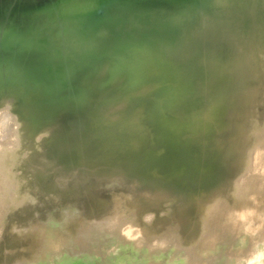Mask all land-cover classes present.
I'll return each mask as SVG.
<instances>
[{
  "label": "rangeland",
  "instance_id": "1",
  "mask_svg": "<svg viewBox=\"0 0 264 264\" xmlns=\"http://www.w3.org/2000/svg\"><path fill=\"white\" fill-rule=\"evenodd\" d=\"M142 1L140 3L144 6L140 4L141 7L140 5L133 7L134 11L125 12L123 9H128L129 6L124 5V7H122L123 5L119 4L117 0H111V2L105 0L103 3H99L97 0H0V16L3 18H0V32L1 30H5L6 32L7 30L8 32L10 30H23V33L21 32L22 40L10 41L7 44H1L2 42H0V112L2 111L1 113H3L4 110L3 114L0 113V139L2 138V140H0V264H264V194L258 193L250 187V189L246 188L248 192L244 198L235 203L239 209L238 222L241 224V227L240 232L231 235L232 240H227V238L225 241L221 240L218 242L214 239L205 241L203 235L207 233L204 232L202 236H197L198 238L193 237L195 238L192 239L194 242L193 244L192 241L190 242V233L197 227V220L205 213V206L211 192L217 190L220 180L226 171L225 165L222 163L223 146L220 141L216 142L211 147L212 152L208 155L210 156L208 158H211V161H208L209 164H214L212 170H203L202 172L201 169H199L198 165H206L208 163L207 161L194 162V166L198 164L196 167L201 180L205 178V176L207 180H213L207 181L205 178V180L203 179L204 181H202H207L206 184L201 182L193 190H189L185 185L187 182H190L188 180L192 174H189L190 171L185 162L183 163V161L180 160L181 163H179V160H173L172 166L168 169H165V167L153 168L164 181L163 185H160V187L156 185L152 195H150L151 192L147 190L149 186H147V188L146 186L144 187L146 192L144 191L145 193L143 192L141 194L144 197L140 195L144 199L139 201L141 204L136 207V217L130 218L128 214H126L128 219L123 218L121 221L122 223L116 224L118 225L119 231L107 229L105 223L96 220L93 223L90 233L86 234L82 228L83 222H79V218L81 220L86 208L93 207L96 203H98L99 206L104 205V201L109 199L107 193L111 187V191L112 189L113 191L117 189L118 191L115 194H119L120 191L121 195L129 193L130 188L123 180L119 181V183L122 182L120 184L118 181L116 183L114 177H117V175L98 179L99 174L94 170H90L88 167L73 165L70 161L68 162L66 159L68 158V154L72 152L70 147L61 150L58 155L54 156L55 154L53 155V152L54 148H56L54 145H57L59 142L61 143L64 138L67 140H63L62 142L69 141L68 145H72V148L74 147L75 150L84 149L87 146L93 149H95L96 145H98L97 148L101 147L99 142L89 140L87 136L88 133L85 135L86 132L84 133L83 131L84 124L79 126L80 129L79 127L75 128L71 124L72 118L80 119L82 122L83 119L80 117H83V115L87 116V110L95 111L96 104L112 89L118 88L119 86H121L122 89L128 88L130 84L129 77H133V73H135L134 77L139 75V68L141 72H143V70L147 68L148 63L154 62V59L158 57L156 58L157 63H154L156 66L159 65L157 69L159 68L161 71L165 72L167 76L173 75L172 73L174 72H168L171 74L170 75L167 71L174 70V67H176L175 72L178 70L176 73L177 75L174 73L176 76H171L174 79H167V76L158 69L159 71L157 74L159 76L160 73L163 74V77L166 76L167 80L164 81L165 78H160L155 71H153L156 66L153 67L151 65H148L151 67L147 68V72H145V70L143 73L148 77L151 73L153 77H151V75L150 77L153 79L154 73L155 78L158 76L161 82L163 80L161 85L172 83V86L177 87L181 85L178 83L181 79V83L184 85L186 81L184 79H186L188 75L190 78V75L194 74L197 69L210 70V63L204 61L197 64L193 72L188 71L186 73L185 66L189 64L188 61L191 58V56L186 55V53H190L188 52L189 49L193 48L202 52L201 54L204 57L212 56L211 53H213L215 57L216 55H218V58L222 57L223 61H229L237 54H241L245 60V68L248 72L250 71L249 73L251 74L250 78H247L252 84L251 92L259 94L264 93V0H194L195 2L192 0V3L188 0L189 2H187V4L185 0H178L177 5V0H175V2L173 0L175 5L172 3V0H165L166 2L169 1V4L171 2V6H169L168 3L165 4L167 7L163 4L164 0ZM156 2H159V4ZM104 3H107L106 6H102ZM111 3H115V5ZM184 3L186 4L187 10L190 5H188V3H191L192 6L194 5L195 7H192L193 10L189 9V11H186ZM26 4L29 5L26 6ZM116 4H118L117 6L120 5L119 8L114 7ZM161 5L162 7H160ZM101 6L102 8L104 7L103 10H106L103 11L102 8L100 9ZM18 8L20 10L22 9L21 12ZM190 10L192 11L190 12ZM23 11L25 12L22 13ZM175 11L176 13H174ZM162 12L166 13L162 14ZM177 12L179 13L178 16ZM99 13L100 17L98 16V18L101 20L97 18L98 22L95 18V23L93 21L94 24L100 25L104 18L108 21L111 19L112 15H114V18L111 19L113 22L107 23L110 25L103 26V28L97 25H94L96 27L93 28L94 26H92L93 24L89 17L93 16L92 19L94 20V17H96L95 15ZM87 14L90 16L88 17ZM83 15L85 17L87 15V18L90 20L86 19ZM142 16L143 18H141ZM154 16L158 19L156 18V20H154ZM83 17L90 21L87 22V24L92 26L91 28H89L90 26L88 28L86 27L87 24L84 22L85 20ZM114 19L115 21L117 20L115 22L116 24L114 23ZM80 20L85 23L84 27V23L82 24ZM157 21L159 24H152L154 22L158 23ZM103 23L106 24V20L105 22L103 21ZM166 23H168V25ZM104 24H101V26ZM157 25H161V27ZM151 29H153V32ZM3 31L0 33V36L8 33H5V31L3 33ZM153 33H156V35ZM169 36L171 38H169ZM0 40H2L1 37ZM149 41L152 46L147 45V47L150 46V48H144L143 46L145 43ZM129 43L132 46L127 45ZM141 44L144 45L142 46ZM126 45L130 47H126ZM122 46L125 47L123 48ZM117 52L122 56V59ZM152 54L159 56L155 58H153L154 56L150 57ZM118 58L121 60L119 61ZM148 58L149 60L153 58V60H146ZM157 59L160 60L157 61ZM96 61L97 65H93ZM160 61L162 64H160ZM169 61L172 62L171 64L174 67H172ZM105 62L108 63L109 72L105 78L106 81L105 79L100 80V95L102 93V96L98 95L99 97L97 98L90 97V94L93 92V87L90 83H83V78L96 70L98 71ZM110 62L112 63L110 64ZM115 62L119 63L121 67L118 64V67H116V64H114ZM166 62L170 65H166ZM164 65L167 66L165 71L163 70L165 67ZM181 65L184 67H181ZM131 66H134L136 69L134 68V71H132L130 68ZM113 67L115 68V73L112 71ZM168 67L171 68L168 69ZM178 67L183 68L184 71L183 69H177ZM56 68L60 71H56ZM117 68H121V70L124 69L125 72L122 71L121 73V70H117L119 71L117 72ZM125 68L126 70L128 69V71H126ZM110 70L113 74H111ZM129 70H131L132 74ZM44 71L47 73L52 71L53 73L51 72V74L53 75L51 76L50 73L47 74ZM61 72L64 73L66 77L62 76L63 74H61ZM68 72L73 74L68 75ZM109 73L113 76L109 77ZM178 73H182L180 77L183 78H179ZM42 74H44V77H42ZM37 75H39L40 80ZM150 77L148 78L149 80H151ZM47 78L49 79L47 80ZM61 78H65V81H69V85L71 84L72 86H69L67 82V85L66 83L64 84ZM127 78L129 82H127ZM178 79L180 80L178 81ZM243 79V77H240L237 82ZM57 81H60L59 83L61 84L59 85ZM42 82L44 83L42 84ZM186 82H188V78ZM224 82L228 84L230 90L231 88L235 89L234 83L230 79H226ZM51 87H53L54 90L58 89V87L61 89L53 91ZM64 87L67 88L65 89ZM44 88L50 93L48 94V91L43 92V90H45ZM194 89V92L189 95L190 97L195 93L196 96L200 94L199 88ZM39 90H42L45 94L41 93ZM50 90H52L53 93H51L52 91ZM32 91L37 93V95H31ZM66 91L67 93H65ZM240 91H246L245 87L243 86ZM223 92L226 93L227 90L223 89ZM150 93L146 98L153 97ZM54 94H59L60 96ZM69 94L72 96L71 98ZM115 94L120 95V91L116 93H114V91L111 92L112 96ZM44 96L45 99L49 97L47 98V102ZM200 96L201 95H198L196 98L203 106L208 104L215 105L214 102H211L210 96H201L202 98ZM36 97L39 98L41 103ZM163 97L166 98V95ZM193 97L195 98V96ZM185 98L186 101H184V103H187L189 97L187 96ZM41 99L45 102H42ZM52 99L54 100L53 102ZM235 99L236 95L234 94L230 100L233 101ZM263 99L264 98H262L259 104L254 105L252 110L258 113H264ZM48 101H50L51 104ZM232 101L230 102L232 103ZM56 102L61 103L54 104ZM230 102L225 103L224 106L230 105ZM45 103H49L50 105H45ZM185 104L182 105L181 103L183 107ZM55 105H57V107ZM67 105H70L68 106L69 111H64L69 113L66 115L63 114L61 117H64V119L67 118L66 123H68V125L65 126L62 135L53 136L48 131L43 133L49 124L47 120L51 118L53 112L60 106L67 108ZM179 105L180 104L175 107L177 113L175 110H172V114L179 113L178 115L180 117L178 118H182L183 116L182 114L180 115V113L183 109H180L182 106ZM116 106L118 105L116 104ZM124 106L125 105H123L122 108ZM126 107L127 106H125L126 112L130 113L131 109ZM77 110H79V113ZM155 110L156 109H153L152 112ZM156 113L159 116L161 115L160 117L163 118V121L167 123L170 121L168 117L167 119L164 118L165 114L163 110L156 111L155 113L153 112L151 115L148 113V115L155 116L157 115ZM45 114L47 116H44ZM174 116L175 118L172 117V122L174 123L172 126H176L177 122L178 124L176 128L173 127L172 130L176 131V134L178 136L180 134V137L183 138L182 131L184 128V138H187V135H190L189 130H191V128L195 129V125L197 124L191 123V120H186L187 118H182L183 121L180 119V123L177 116ZM261 118L263 120L264 115H261V117L259 115H250L245 119L247 122L244 128L246 137L250 136L254 127H261ZM78 120L77 122L81 123ZM172 122L170 121L169 123ZM201 123H205L207 126L208 124L210 125L211 121L204 118ZM150 128L155 131V124H151ZM73 129L75 130L74 132ZM84 130L86 131V129ZM178 130L179 132L181 131L182 134L179 133ZM186 130L188 131L187 134ZM229 130L230 127L228 124H224L221 128L217 129L216 132L223 133ZM263 131L264 124L259 130L260 135L257 134L255 137H250L249 140L241 144L244 153L245 151H247V153H253H251L252 161L249 160L246 163H241L240 168L238 167V171L236 170L237 172L232 171L229 174L230 178L228 182L240 184L238 182L243 181V177L247 173L253 174L252 172H255V170L259 168L261 169L258 171L264 170V167L262 166V168L260 166V160L262 159L261 155H264V137L259 139L261 140L259 142V144H261L260 147L259 144H257L258 142L255 141L258 139V136L264 135ZM192 132L196 133V130ZM190 136L194 137L193 134ZM56 140H58V142ZM90 142H94L95 144H91ZM155 144L156 141L151 142L152 147H154ZM256 144L257 149L254 148ZM89 147L87 149L85 148L87 150V153L84 154L86 157L92 156V159H94L93 156L96 158L97 154H101L93 152L99 149L93 150L91 148L92 150L90 149L89 151ZM164 150L161 144L160 151L156 153L161 156L162 153L166 154V151L163 152ZM88 151L93 152V154L88 153ZM94 153L96 155H94ZM87 154L90 156H87ZM148 157L146 153L142 156V163L146 166L149 165V162H146ZM254 157L256 159H253ZM259 157L261 159H259ZM176 168H182V171L180 173L174 172ZM245 170L249 171L244 173ZM186 171H188V173ZM258 171H256V173H258ZM150 172L152 173L153 170L151 169L149 173ZM184 173H187V175L185 174V177L187 176L186 178H188L189 175L188 179L183 177ZM169 183L173 185V189H171V186L164 188V185L167 186ZM123 184L126 185V188ZM187 185H190V183ZM102 188H104L105 191L107 189V196L105 193L102 194V192L99 193L94 191H98V189ZM121 189H123V191ZM174 193H176V195H181L182 200H177L174 208L172 207L173 205L171 206V210L163 204L172 197ZM132 197L136 198L135 195ZM90 198L94 199L93 204H89L88 199ZM135 201L136 204H138V199H135ZM180 201H182L181 203H183V206H180ZM66 202H68L69 205H67ZM143 208H146L148 212L146 213ZM179 208H183V210L177 217V228H172L169 231V235L167 233L168 236H163L161 241L157 243H147L150 238H157L156 236L159 237L167 232L173 218H175L176 210ZM149 211L152 212L150 213ZM112 212L113 211L110 210V213ZM93 215L94 214L87 216V218H92ZM147 217L150 219H147ZM14 227L17 228L14 229ZM71 227L74 228V230L73 233L69 234L67 229L69 230ZM24 228H27V232H25ZM36 229H39L37 233L34 232ZM217 229L216 224H214L211 231L215 232ZM15 230L16 232H14ZM45 233L49 235V241H36ZM134 239L136 240L134 241ZM142 240H146V242ZM130 241H134L135 243L132 244ZM83 242L84 244L82 245ZM111 247L113 248L111 249Z\"/></svg>",
  "mask_w": 264,
  "mask_h": 264
},
{
  "label": "bare ground",
  "instance_id": "2",
  "mask_svg": "<svg viewBox=\"0 0 264 264\" xmlns=\"http://www.w3.org/2000/svg\"><path fill=\"white\" fill-rule=\"evenodd\" d=\"M104 1L105 0H97V2H99V3H103ZM109 1L111 2V0H109ZM117 1H118L119 4L123 5L122 7H124V5L131 7V8L128 7V9L124 8L123 10L125 12L126 11L127 12L134 11L133 10V7H136L137 5L142 4V3H140L142 0H117ZM189 1H191V3H192L194 0L193 1L192 0H189ZM189 1L188 0L186 1L185 0L186 4ZM174 2H175V0H174ZM197 2H199V1H197ZM115 3H117V2H115ZM115 3L114 4L111 3V4L115 5ZM146 3H147V1H146ZM156 3L159 4V2H156ZM166 3H168L169 6H171V2L169 4V1L166 2L164 0L163 1V4L165 5ZM172 3H173V0H172ZM191 3H188V5L190 4L188 10H187V8L185 6L186 4L184 3V8H186V11H189V9H192V7L193 8L195 7L194 5L192 6ZM106 4L104 3V4H102V6L103 5L106 6ZM173 4L175 5V3H173ZM177 4H178V0L176 2V5ZM193 4H195V3H193ZM28 5L26 4V6H28ZM117 5L118 4H116V6H114V7H118L119 8L120 5L119 6H117ZM162 5L160 7H162ZM181 5H182V3H181ZM197 5H198V3H197ZM200 5H202V4H200ZM102 6L100 7V9L102 8ZM142 6H144V5L142 4ZM148 6H149V4H148ZM165 6L167 7V5H165ZM140 7H141V5H140ZM145 7H146V5H145ZM103 8H102V10H103ZM142 9H143V7H142ZM146 9H148V8H146ZM154 9H155V7H154ZM181 9H182V7H181ZM19 10H17V11H19ZM21 10H20V12H21ZM105 10H103V11H105ZM192 10H190V12ZM95 11H97V10H95ZM155 11H152V12H155ZM24 12L25 11H23L22 13H24ZM99 12H101V11H99ZM166 12H162V14H164ZM178 12H177V16L179 14ZM28 13H29V11H28ZM145 13H146V11H145ZM174 13H176V11ZM15 14H17V13H15ZM25 14H27V13H25ZM87 15H86V17L84 15L83 16L86 19H88V20H90L89 18H91L90 21H92V24H93V25L92 24L91 25L92 26L97 25V24H94L95 23V18L97 19L98 16L100 17V13L98 15H95L96 17H94V20L92 19L93 16L91 17L90 15H88V17L89 16L90 17L87 18ZM159 15H161V14H159ZM7 16H8V14H7ZM102 16H101V18H102ZM113 16L114 15H112L111 19L114 18ZM143 16H145V15H143ZM143 16L141 18H143ZM155 16H154V18H155ZM163 16H165V15H163ZM84 17H83V19H84ZM146 17H148V16H146ZM166 17H168V16H166ZM0 18H1V16H0ZM156 18L154 20H156ZM1 19H3V18H1ZM86 19H84L85 20L84 22H86V24H87V22H90V21H88ZM98 19H100V18H98ZM98 19H97V21H98ZM111 19L108 20L109 21L108 22L107 19L104 18L103 21L105 22V20H106V24H104L103 21H102V23L101 22L100 23L101 24H104V25L101 26V24H100V25H97V26H99L101 28H103V26H106V25L109 26L110 24H107V23H110V22L112 23L113 21H111ZM93 21H94V23H93ZM116 21L114 19V23ZM80 22L82 24L84 23L81 20H80ZM98 22H96V23H98ZM159 22H160V19H159ZM159 22L158 23L154 22L152 24H159ZM162 22L165 23L164 21H162ZM81 23H79V24H81ZM125 23H126V20H125ZM0 24H1V22H0ZM166 24L168 25V23H166ZM87 25H86V27L88 28L90 25L89 24H87ZM161 25L160 26L157 25V26L158 27H161ZM84 26H85V23L83 24V27ZM92 26H90L89 28H91ZM111 26H113V25H111ZM132 26H133V24H132ZM95 27L96 26H94L93 28H95ZM16 29H18V28H16ZM20 30L19 31H12V30H10L9 32L7 30V32L9 34L4 30L5 33H7L8 35L5 34V35H7V36H5L3 34V36H0L2 38V40H0V42H2L1 44H3V43L4 44H7L10 41H19V40H22L21 39L22 38L21 34L23 33L22 32L23 30L22 31H20ZM152 30L153 29H151V31ZM2 31L3 30H1V32ZM4 31H3V33H4ZM94 32H95V30H94ZM168 32H169V30H168ZM130 33H132V32H130ZM153 34L156 35V33H153ZM149 36H151V35H149ZM253 36H254V34H253ZM135 37H136V35H135ZM169 38H171V37L169 36ZM147 40H148V37H147ZM171 42H173V41H171ZM147 43H145V45L143 44L144 46L142 44L141 45L144 48L147 47V45H151L152 46V44H150L151 43L150 41L147 42ZM127 45H130V43L127 44ZM127 45H126V47L132 46V45L127 46ZM122 47L124 48L125 46H122ZM149 48H150V46H148L146 49H149ZM189 48H190V46H189ZM125 49H127V48H125ZM121 50H122V48H121ZM190 50H192V51H190ZM119 52H117V54ZM188 52H190V53H188V54L186 53V55L187 56H191V58L188 61L189 64L187 66H185V68H186L185 72L186 73L188 71L189 72H193V69L197 66V64H199L201 62H204V61L210 63L209 65H210V70L211 71L209 69H205V70L204 69H197L196 72H194V74L190 75V78L188 77L189 75L187 76L188 82H186L187 81V78L184 79V80H186L185 81L186 84L184 83V85H183V83H181L182 82V79H181V81L178 82L181 85L180 86H177V87L176 86H172L171 85L172 83L171 84H167V85L166 84L165 85H161L162 82H163V80L161 82V80H159L160 78H165L164 81L167 80V79H171L172 80L174 78H172L171 76H176L177 75L176 73H177L178 70L175 72L176 67H174L171 64L172 62L169 61V63L172 65V67H174V70L173 69L171 71L168 70L167 73L168 72H170V73L174 72L176 75H174V73H172L173 75H171L170 73H168L171 76H167V74H165V72L161 71L158 68L163 74H165L167 76V79H166V76L163 77V74L162 73H160V76H159L157 74V72L159 71L157 69V66L159 67V65L156 66L155 63H154V62H156V58H158L156 56H159V55H156L155 56V55L152 54L150 57L154 56L153 58H155V57L156 58L154 59V62H149L148 65H151L153 67L156 66V68H154L153 71H155V73L160 78L158 76H156V78H155V74L151 71L153 73V75H154V79L151 78V77H153L151 75V73H150L151 77L148 74L149 77L151 78V80L148 79L149 77L146 76L145 73H143L147 68H150L151 67V66H148V65H147V68L145 70H143V72H141V69L139 68V70H140L139 73L140 74L137 75V76H135V77H134L135 73L132 74L131 73V70H129L130 73L133 75V77H129L130 84L129 83H128L129 85L127 84L129 86L128 88L122 89L121 86H119L118 88L112 89L110 92H108L106 94L105 97H103V98L100 99L99 103L96 104V108L97 109L95 108V111H89V110H87L86 111L87 112V116H84L83 115V117H80L81 119H83L82 122L80 121V119L78 120V119L72 118L71 124L75 128H78L79 126H81V125L84 124L83 131H84V133L86 132L85 135L88 133L87 136H88L89 140H95V141H97V142L100 143L101 147L97 148L98 145L95 146V149H99V150L93 151V152H96V153H101V154H97V155L94 153V155H96V158H95V156H93L94 159H92V156H90L89 154H87V156H90L91 158L90 157H86L84 155V154L87 153V150L86 149L89 146L85 147L86 149L85 148L84 149L83 148L82 149H78L77 148L78 150H75L74 147H73L74 149L72 148V145L71 146L68 145V142L69 141L62 142L63 140L65 141L67 139H64V138L62 139L61 138L62 139L61 143L59 142L57 145H54V143L52 142L53 145L56 147V148H54V152H53V155L55 154L54 156L58 155L61 150L67 149L68 147H70L72 149V152L68 154V158L66 156V158H67L66 160L68 162L70 161L73 165L75 164V165H78V166L88 167L90 170H94L95 172H97L99 174L98 179L106 178L107 176L108 177L109 176L110 177H112V176L114 177L115 175H117V177H114L115 178L114 180H116V183H117V181L119 183V181L123 180V182L124 183L126 182L127 184L126 183L125 184L130 188L129 189L130 192L128 190L127 191L129 193H131V194L127 193L128 195L126 193L125 194L123 193L124 195H121L120 194V191H119V194H115V193H117L118 190L114 188L116 192L113 191V189L111 191V188L112 187L109 189V192L106 189V191L108 192L107 195H109V197H108L109 199H107L108 201L107 200L104 201L105 202V203H103L104 205L99 206L98 203H96V204L93 205V207L86 208V211H84L83 217L81 218V220L79 218V222L80 221L83 222L82 228H83V230H84V232L86 234H89L90 233V230L93 227V223L96 220H99V221L105 223L107 229H110V230L112 229V230L119 231L118 225H116V224L122 223L121 221L123 220V218L124 219L125 218L128 219V217H127L126 214H128V216L130 218L131 217H136V215H135L137 213L136 207H137V205H140L141 204V203H139V201H142L144 199V198H142L144 196H142L141 194L144 191L146 192V190H144V187L146 186V188H147V186H149V188H147V190H149L148 192H151L150 195H152L153 189H154V187H156V185L157 186L159 185L158 187H160V185H163V182L164 181L162 180V178H160L158 176L157 171L153 169L154 167H156V168H159V167L164 168L165 167V169H168L170 166H172V162H174L175 160H179V161L181 160V161H183V163L185 162L186 165H187L188 170L190 171L189 174L190 173L192 174L190 176V179L188 180L190 182H187L185 186H187V189L189 188V190H193L195 187L198 186V184H200L201 182H203L205 180V178L207 180V177L206 176H205V178H203L204 180L202 179L203 181L201 180V178L199 177L198 169L196 167L198 164H196L194 166V162H206V161L208 162V161H211L210 160L211 158H208V157H210L208 155L210 154V152H212V148L211 147L216 142H219V141H220V143L223 146V148H222V150H223L222 151V154H223L222 155V158H223L222 163L225 165L226 171H225L224 175L222 176V178L220 180V184H219V187L217 188V190L211 192V194H210V196L208 198V201L206 203V206H205V213L200 216L199 220H197V227H195V229L190 233L191 234L190 235V242L192 241V244H193L194 242H193L192 239H195L193 237L202 236V234H204V232L207 233V234L203 235V238H205L204 239L205 241H208V239H214V240H216L218 242V241H221V240H224L225 241L227 238H228L227 240H232V236L231 235H233L234 233L240 232V227H241V224L238 222L239 221V217H238L239 209H238V207H237V205L235 203L238 200L243 199L244 196L247 194L248 189H250V188L254 189L258 193L264 194V170L262 169L263 170V171L261 170L262 172L261 171H258V170L261 169V168H259L260 166L261 167L262 166L264 167V159H263L264 158V155L263 154L261 155L262 156V159L259 157V159H261L260 160L261 162H260V166L258 167L259 168L258 170L253 169V170H255V172L253 171L252 172L253 174L247 173L246 174L247 177H246V175H244L243 181L238 182L240 184H236L235 182H234L235 184H233L231 182H228V180L230 178L229 177V174L232 171H236V170L238 171V169L241 166V163H244V162L246 163L247 161H249V160L252 159V155H251L252 152H250V153L248 152L247 153V151H245V153H244V149L242 150L241 144H243L247 140H249L250 137H255V136H257V134L260 135L259 130L261 129V127H263L264 119L262 120V118H261V124H260L261 127H259V126L254 127L249 137H246L245 136V130H244V128L246 127V124H247V122H246L245 119L247 117H249L250 115H259L260 117H261V115H264V113H262V112L258 113V112H255L254 110H252L253 109V106L256 105V104H259L261 102L262 98H264V96H263L264 93L263 94H259V93H256V92H251L252 84H251V81L249 79H247L248 77L250 78L251 74L249 73L250 71L248 72L247 69L245 68V60H244V58H243V56L241 54H237L236 56H234L233 59H231L229 61H223V58L222 57L221 58H218L217 57L218 55H216V57H215L213 55V53H211L212 56H208V57L206 56V57H204L201 54L202 52H200L198 50H195L193 48L189 49ZM121 57L122 56H120V58ZM149 58L146 59V60H149ZM153 58H151V59L153 60ZM161 59H162V57H161ZM3 60H4V58H3ZM118 60H119V58H118ZM159 60L160 59H157V61H159ZM261 60H262V58H261ZM112 62H110V64ZM116 62L114 64H116V67H118V65H120V64L119 63H116ZM146 62H148V61H146ZM94 63H93V65H97V61L94 62ZM167 63L168 62H166V65H168ZM160 64H162V62ZM4 65H6V64H4ZM182 66L183 65H181V67ZM114 67H115V65H114ZM114 67H113V70L112 71L115 70ZM120 67H121V65H120ZM124 67H122V68H124ZM60 68H62V67H60ZM93 68H94V66H93ZM130 68L132 69V71H134L133 69L135 67L134 66L133 67L131 66ZM165 68H167V66L164 67V69H163L164 71L166 70ZM169 68H171V67H168V69ZM42 69H44V68H42ZM108 69H109L108 68V63L105 62L98 69V71L96 70L95 72L90 73L87 77L83 78V83H90V85L93 87V92L90 94V97H93V98L99 97L98 95H100V87H101L100 80L106 78V76H107V74L109 72ZM142 69H143V66H142ZM177 69H183V68H179L178 67ZM57 70L60 71L58 68H56V71ZM69 70H71V69H69ZM91 70H93V69H91ZM117 70L120 71L121 68L120 69L117 68L116 71ZM125 70H126V68H125ZM112 71H111V74H113ZM119 71H117V72H119ZM122 71L125 72L124 69L121 70V73H122ZM126 71H128V69ZM183 71H184V69H183ZM51 72L52 71H50L48 73L51 74ZM63 72H65V71H63ZM71 72H68V75H70ZM145 72H147V70ZM45 73H47V72H45ZM81 73H82V71H81ZM114 73H115V71H114ZM58 74H60V73H58ZM61 74H63L62 76H65L64 73L61 72ZM111 74L109 73V77H112L113 76V75L111 76ZM181 74H179V78H183V77H180V76H182ZM39 75H41V74H39ZM39 75H37L38 78H39ZM43 75L44 74H42V77H44ZM52 75L53 74H51V76ZM126 75H128V74H126ZM59 76H61V75H59ZM59 76H58V78H59ZM144 76H146V77L143 78ZM240 77H243L244 79L242 81L237 82L238 81V78H240ZM49 78H47V80ZM62 79L64 81L63 82L64 84L66 82L67 83L69 82V81H65V78H61V80ZM226 79H230L231 81H233L235 89L234 88L233 89L231 88V90H230V87H228V84L224 82ZM39 80H40V78H39ZM179 80L180 79H178V81ZM184 80H183V82H184ZM105 81H106V79H105ZM129 81H128V78H127V82H129ZM36 82H35V84H36ZM51 82H52V80H51ZM59 82L57 81V83H59ZM103 82H104V80H103ZM43 83L44 82H42V84ZM61 83H62V81H61ZM61 83H59V85ZM67 83H66V85H67ZM31 84H32V82H31ZM68 85H69V83H68ZM55 86H53V87H55ZM243 86L245 87L246 91H240V89ZM53 87H51V88H53ZM193 87L194 88H199V90H200V94H197V96L195 95L196 93L195 94L193 93L194 95L192 94L193 96H195V98L193 96H191V97L189 96L195 90ZM39 88H40V86H39ZM47 89H50V88H47ZM58 89H61V88L58 87ZM58 89L54 90V88H53V91H58ZM69 89H70V87H69ZM223 89H226L227 92L226 93L223 92ZM71 90H72V88H71ZM150 90H151V93H150ZM45 91L47 92L48 90H46V89L43 90V92H45ZM50 91H52V90H50ZM53 91L51 93H53ZM112 91H114V93L120 91V95L115 94L114 96H112L111 95V92ZM40 92L43 93L42 90ZM47 93L49 94L50 92L48 91ZM54 93H56V92H54ZM65 93H67V91ZM149 93H150L151 96H153L152 98L151 97L150 98H146L149 95ZM43 94H45V93H43ZM234 94L236 95V99L232 101L230 99H231L232 95H234ZM31 95H37V93H35V92L32 91ZM54 95H56V94H54ZM58 95H56V96H58ZM164 95H166V98L163 97ZM198 95H201L202 97L203 96H210L211 102H214L215 105L208 104V105L203 106L200 103V101H198V99L196 98V97H198ZM56 96H55V98H56ZM100 96H102V93H101ZM123 96H124V98H123ZM187 96L189 97V99L187 98L188 100H187V103L185 102L186 103L185 104L184 101H186V98L185 97H187ZM69 97L71 98L72 96H70V94H69ZM36 98L39 100L38 97H36ZM47 98H49V97H47ZM47 98L45 99V96H44V99H45L46 102L48 100ZM53 99H52V102L54 101ZM116 99H118V100H116ZM8 100H7V102H8ZM38 100H36V101H38ZM82 100H84V99H82ZM41 101L42 102H45V101H43V99H41ZM230 101H232V103ZM263 101H264V99H263ZM39 102H40V100H39ZM48 102H50V101H48ZM228 102H230L229 103L230 105L224 106V104L225 103H228ZM59 103H61V102H59ZM59 103L56 102L54 104H59ZM181 103H182V105L185 104L184 107L181 105ZM50 104H51V102H50ZM50 104L49 103H45V105H50ZM116 104L118 106H116ZM178 104H180L182 106V108H180V109H183L182 112L180 110V112H181L180 115L182 114V116H183L182 118L183 119H186L187 118L186 120H188V121L191 120L190 121L191 123L197 124V125H195V127H196L195 129L191 128V130H189L190 127L188 128L189 134L190 135L193 134L194 137H192L190 135H187L188 137L187 138H184L185 137L184 136L185 135L184 134V128H183V131H182L183 138L180 137V134L178 136L176 134V131H173L172 130V128L173 127L176 128V126L178 124V122L176 121L177 122L176 126H174V125L172 126V124H174L172 122V117L175 118L174 115L177 116L179 114V113L178 114H175V113L172 114V110H175V112L177 113L175 107ZM123 105L127 106L126 108L129 107L128 109H131V112L130 113H127L126 110H125V106L122 108ZM221 105H223V106H221ZM55 106L57 107V105H55ZM68 106H70V105H67V108H64V107L60 106L61 108L59 107L55 111L52 110V109H50V110L54 111L55 113L53 112L51 118H49L50 120L49 119L47 120L49 122V124L47 125V127H46L47 129L44 130L43 133L48 131L53 136H55V135L56 136L62 135L63 131L65 130V126H67L68 123H66V119L67 118L64 119V117H61V116H63V114L66 115V114L69 113V112L67 113L66 111H64V110H68L69 109ZM135 107H137V108H135ZM153 109H156L155 111H153L154 113L156 111L163 110L164 111V114H165V117L164 116L163 117L166 118V119L168 117L169 118L168 120H170L172 123H169L170 121H168V123L165 122V121H163V118L160 117L161 115L159 116L157 113H156L157 115H155V116H149V115H151L153 113L152 112ZM77 112L79 113V110H77ZM3 113H4V110H3ZM3 113H1V114H3ZM148 113H149V115H148ZM125 114H126V116H125ZM4 115H6V114H4ZM44 116H47V115L45 114ZM178 117H180V116L178 115L177 118ZM182 118H178V120H179L180 123H181L180 119L182 120ZM204 118H207V119H209L211 121L210 125L208 124L206 126L205 123H203V124L201 123V121H203ZM77 120L80 121L81 123L77 122ZM151 124H155V127H156L155 128V131H153L150 128V125ZM224 124H228V126L230 127V130L228 132H223V133H219L218 131L216 132V130L219 129V128H221ZM214 126H215V128H214ZM74 129H73V132L75 131ZM79 129H80V127H79ZM84 129H86V131ZM256 129H257V131H256ZM194 130H196V133L192 132ZM178 132H179V130H178ZM187 132L188 131L186 130V134H187ZM179 133H181V131ZM261 137H264V135L258 136V139L255 140L256 142H258L257 144H259V142L261 141V140H259V139H261ZM61 139H59V140H61ZM0 140H2V138ZM79 140H81V139H79ZM12 141H15V140H12ZM56 141L58 142V140H56ZM77 141H78V137H77ZM152 141H156V144H155L154 147L151 146V142ZM4 142H6V141H4ZM90 143L93 144L94 142H90ZM90 143H89V145H90ZM161 144L163 145V148L165 149L163 152L166 151V154L165 153L164 154L162 153L161 156H160V154H157L156 152L157 151H160ZM257 144L254 147L255 149H257ZM260 145L261 144H259V147H260ZM73 146H74V144H73ZM91 148L89 147L88 150L90 151ZM95 149H93V150H95ZM83 151H84V153H83ZM89 151H88V153L93 154V152H89ZM144 153H146V155H148L149 157H151V158L148 157L147 160H146V162H149V165L148 166H150V167H148V166H146V165H144L142 163V159H143L142 156H143ZM162 155H165V156H162ZM256 155H255V157H256ZM255 157L253 159H256ZM203 160H205V161H203ZM181 161L179 163H181ZM213 166H214V164L210 165L209 162L206 165H198L199 169H201L202 172H203V170H212L213 169ZM88 168H86V169H88ZM151 169L153 170V172L152 173L151 172L149 173V171H151ZM195 169H196V171H195ZM181 171H182V168H176L174 170V172H178V173H180ZM247 171H249V170H247ZM247 171L245 170L244 173H246ZM250 171H252V170H250ZM256 171H258V173H256ZM186 172L188 173V171H186ZM171 173H172V171H171ZM187 173H184L183 177H185V174L187 175ZM169 174H168V176H169ZM248 174H249V176H248ZM179 176H181V175H179ZM170 177H172V176H170ZM188 178H189V175H188ZM188 178H186V179H188ZM110 179H112V178H110ZM124 179H125V181H124ZM167 179H169V178H167ZM208 180H213V179H208ZM207 181H205L203 183L206 184ZM120 183H122V182H120ZM188 183H190V185H187ZM125 184H123V186ZM211 184H213V183H211ZM126 185H125V188H126ZM164 186H165L164 188H167L168 186H171V189H173L172 188L173 185H171V183H169V185H167V186L166 185H164ZM246 188H248V189H246ZM185 189H186V187H185ZM121 190L123 191V189H121ZM175 190H177V189H175ZM94 191L95 192H99V193L102 192V194L105 193V195H106V191H105L104 188L98 189V191H96V190H94ZM125 191H126V189H125ZM133 195H135L136 198L135 197H132ZM135 199H138V204H136V201L137 200L135 201ZM177 200H182L181 195H176V193H174L173 196L170 197L168 200H166L163 205L164 206H167L169 209L172 210V207L174 208L175 202ZM88 202H89V204H93L94 203V199L93 198H90V199H88ZM130 202H131V207H130ZM134 202H135V204H134ZM181 202L182 201H180L179 204H180V206H183V203H181ZM66 203H67V205H69L68 202H66ZM167 207H164V208H167ZM110 210H112L113 212L110 213ZM143 210L146 213L148 212V210H146V208H143ZM182 210H183V208H179V209L176 210L175 218H173L172 223L169 226V229L167 230V232H165L163 235H161L159 237L156 236L157 238H150L147 243H157V242H159V241L162 240L163 236L164 237L165 236H168L169 233H170L169 231L172 228H177L176 227L177 217H178V215L180 214V212ZM141 212H142V210H141ZM146 213H145V215H146ZM92 214H94L92 216V218H87V216H90ZM166 214H168V213H166ZM108 216H109V219H108ZM144 218H145V216H144ZM147 219H150V218L147 217ZM214 224H216V226H217L218 229L215 232H212L211 230H212V227H213ZM68 226H69V224H68ZM68 226H67V228H68ZM15 228H17V227H14V229ZM11 229H12V227H11ZM73 230H74V228L71 227L69 230L67 229V232L70 234V233H73ZM37 231H39V229H36L34 232L37 233ZM14 232H16V230ZM17 232H19V231H17ZM25 232H27V228L25 229ZM167 233H168V235H167ZM46 240L47 241L50 240V237H49V235L47 233H45L41 238H39L36 241H46ZM135 240L136 239H134V241ZM134 241H130V243L133 244V243H135ZM142 241H145L146 242V240H142ZM83 244H84V242L82 243V245ZM145 245H147V244H145ZM153 246H156V245H153ZM116 247H118V246H116ZM112 248L113 247H111V249ZM108 249H110V248H108Z\"/></svg>",
  "mask_w": 264,
  "mask_h": 264
}]
</instances>
